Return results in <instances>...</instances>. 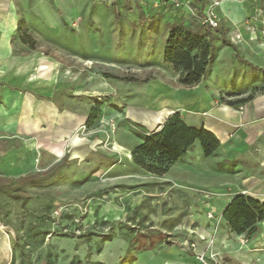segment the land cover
<instances>
[{"label": "rangeland", "instance_id": "obj_1", "mask_svg": "<svg viewBox=\"0 0 264 264\" xmlns=\"http://www.w3.org/2000/svg\"><path fill=\"white\" fill-rule=\"evenodd\" d=\"M55 15L62 21L54 36L33 43L39 56L54 63L53 90L48 95L35 90L43 63L17 82L45 108L38 131L28 137L0 134V185L20 186L14 195L0 189L7 264H264V221L245 233L232 232L221 191L182 186L167 174L173 165L160 176L134 163L132 152L148 131L149 105L159 85L158 76L127 66L162 61V42L146 58L143 39L135 44L124 36L134 27L122 6L80 12L84 20L76 26V14L57 6ZM77 54L102 80L96 97L80 87L85 82L77 78ZM223 59L214 66L212 82L222 77ZM3 84L0 79V89ZM76 104L84 106L86 119L62 136L63 111ZM94 107L99 112L89 125ZM139 234L165 238L137 249ZM184 254L187 259H180Z\"/></svg>", "mask_w": 264, "mask_h": 264}, {"label": "crops", "instance_id": "obj_2", "mask_svg": "<svg viewBox=\"0 0 264 264\" xmlns=\"http://www.w3.org/2000/svg\"><path fill=\"white\" fill-rule=\"evenodd\" d=\"M190 1L198 3L200 0ZM256 5H264V0L251 3L222 0L217 11L222 18L220 26L226 30L224 38L218 30L202 26L197 20L185 21L189 16L178 19L167 15L169 12L163 13V6H155L154 0H0V79L4 82L0 89V134L32 136L37 133L39 119L45 112L37 96L25 92L22 84L17 83L21 75L30 74L33 68L43 63L39 67L40 78H36L38 80L34 83L35 90L46 95L53 90L50 77L54 63L47 61V57L39 56L36 47L32 48L25 39L38 43L39 36H54V28L62 21L61 16L55 15L57 6L71 16L76 14L73 26L84 20L77 15L80 12L91 9L96 12L111 11L114 6H122L131 13L127 23L134 27L130 34L126 29L124 36H132L135 44L139 37L142 38V54H146V58H150V49L157 41L163 44L162 61L147 59L146 62H132L127 66L131 72L140 70V74L158 76L155 77L159 85L157 94L149 105L152 109L147 118V133L159 129L171 114L180 112L188 126L205 128L220 141L219 147L206 156L201 142L197 140L167 174L182 186H212L223 193L228 200L226 205L241 193L264 202V38H256L252 27L245 25L247 16L252 14ZM157 13L160 14L151 18ZM95 17L99 18L98 15ZM183 21L200 32L205 40L213 42L209 70L193 86L182 85L179 82L180 72L167 64L164 57L170 32L168 24ZM237 28L244 36L240 42L232 41L229 36ZM256 33L261 35L260 30ZM201 51L199 47L194 52ZM221 55L227 65L220 73V80L212 82L210 75ZM76 57L77 78L85 82L80 87L91 93L88 92L89 97H96L102 80L95 68L93 71L90 67L86 68V57L79 54ZM43 65H50L51 69L43 70ZM85 75L89 77L84 79ZM241 106L243 109H240ZM76 107L63 111L67 126L62 131L63 135H59L65 136V131L71 132L85 121L84 106L76 104ZM188 175L196 177L186 178ZM7 246V240L0 232V264H7L10 260ZM180 256V259H187L185 254Z\"/></svg>", "mask_w": 264, "mask_h": 264}, {"label": "trees", "instance_id": "obj_3", "mask_svg": "<svg viewBox=\"0 0 264 264\" xmlns=\"http://www.w3.org/2000/svg\"><path fill=\"white\" fill-rule=\"evenodd\" d=\"M159 14L157 13L151 18ZM195 20L189 18L185 21ZM185 21L168 24L170 32L164 57L167 64L176 72H180L179 82L184 86H193L198 84L209 70L213 42L209 39L205 40L200 32L195 31L190 24L186 25ZM214 29L218 30L224 38L226 37L225 28L219 25ZM25 41L34 48L33 43L26 39ZM199 47L202 48V51L195 53V49ZM98 112V107L92 109V115L88 118L87 124L93 123ZM142 139V142L132 152L134 163L138 167L160 176L166 174L175 162L185 156L197 140L201 142L206 156L211 155L220 145L219 139L211 131L188 126L180 112L171 114L159 129L144 134ZM19 187L14 184L0 185V189L9 194H12L13 189ZM223 217L232 232L245 233L264 221V202L247 194H237L224 209ZM162 238H165L163 234L151 236L139 234L136 248L154 247ZM148 240L149 245H146ZM166 242L171 243L167 239ZM221 264L229 263L224 261Z\"/></svg>", "mask_w": 264, "mask_h": 264}, {"label": "built area", "instance_id": "obj_4", "mask_svg": "<svg viewBox=\"0 0 264 264\" xmlns=\"http://www.w3.org/2000/svg\"><path fill=\"white\" fill-rule=\"evenodd\" d=\"M238 1L251 3L257 0ZM221 2L222 0H200L198 3L190 0H154L155 6H163V13L169 12L167 15L178 19L189 16V18L196 19L202 25H208L213 28L218 27L222 20L217 11ZM245 25L252 27L251 29L256 38H264V6L256 5L252 14L247 16ZM258 30L261 31V35L256 33ZM229 36L234 42H240L244 39L243 32L240 28H237ZM240 109H243V106H241Z\"/></svg>", "mask_w": 264, "mask_h": 264}, {"label": "bare ground", "instance_id": "obj_5", "mask_svg": "<svg viewBox=\"0 0 264 264\" xmlns=\"http://www.w3.org/2000/svg\"><path fill=\"white\" fill-rule=\"evenodd\" d=\"M42 69L43 70H50L51 69V66L50 65H43L42 66Z\"/></svg>", "mask_w": 264, "mask_h": 264}]
</instances>
